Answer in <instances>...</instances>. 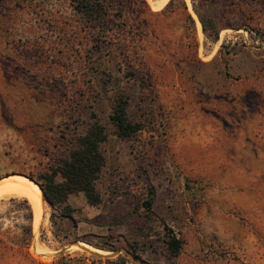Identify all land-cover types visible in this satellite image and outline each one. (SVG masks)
<instances>
[{
	"label": "rangeland",
	"instance_id": "1",
	"mask_svg": "<svg viewBox=\"0 0 264 264\" xmlns=\"http://www.w3.org/2000/svg\"><path fill=\"white\" fill-rule=\"evenodd\" d=\"M145 1L144 50L123 63L0 0V181L43 179L87 124L107 132L101 203L71 194L73 219L52 222L41 194L27 250L0 247V264H264V0ZM110 76L142 123L127 138L109 120L116 87L98 81ZM167 228L182 240L175 257Z\"/></svg>",
	"mask_w": 264,
	"mask_h": 264
},
{
	"label": "trees",
	"instance_id": "2",
	"mask_svg": "<svg viewBox=\"0 0 264 264\" xmlns=\"http://www.w3.org/2000/svg\"><path fill=\"white\" fill-rule=\"evenodd\" d=\"M6 4L30 11L41 19L50 22L67 24L65 33L80 38V44L90 54L106 52L111 58L118 57L121 62H128L133 48L138 53L143 51L149 31L146 26V13L149 9L145 0H4ZM57 7L52 10L44 8L45 2ZM174 0H169L165 8H169ZM181 4L186 9L185 2ZM203 32L213 39L218 38V29L208 23L193 7ZM187 18L194 25V19L188 13ZM135 40L136 44H130ZM95 62V61H94ZM143 68L144 61L138 62ZM99 77L101 87L105 88L110 82L116 87L112 100V110L109 120L116 129L119 137L127 138L142 129L140 121H133L127 113L129 95L121 85L119 79ZM105 127L98 121L86 125L81 133L75 135L72 147L60 158L55 167H50L45 177L38 178L27 174L41 187L43 199L51 206L50 219L59 217L72 220L73 209L66 200L71 194H83L90 205H99L101 195L97 191L95 181L105 164V157L101 144L106 140ZM58 178V179H57ZM44 180V181H43ZM27 197L11 196L0 199V247L11 255L23 254L32 238V219L34 208ZM152 202L148 200L149 209ZM5 221L9 223L5 224ZM5 225V226H4ZM165 246L171 256H177L182 240L167 228Z\"/></svg>",
	"mask_w": 264,
	"mask_h": 264
},
{
	"label": "bare ground",
	"instance_id": "3",
	"mask_svg": "<svg viewBox=\"0 0 264 264\" xmlns=\"http://www.w3.org/2000/svg\"><path fill=\"white\" fill-rule=\"evenodd\" d=\"M154 6H160L166 2V0H149ZM195 15V14H194ZM199 30H201L200 22L197 20ZM200 34L202 31H199ZM203 33V32H202ZM41 187L31 179L21 176H11L0 181V198L7 196H25L33 205L34 208V225L35 229L38 227L41 221V215L43 212V200L41 198Z\"/></svg>",
	"mask_w": 264,
	"mask_h": 264
},
{
	"label": "water",
	"instance_id": "4",
	"mask_svg": "<svg viewBox=\"0 0 264 264\" xmlns=\"http://www.w3.org/2000/svg\"><path fill=\"white\" fill-rule=\"evenodd\" d=\"M7 177V176H6ZM26 177H28V176H26ZM29 179H31V180H33L32 178H30V177H28Z\"/></svg>",
	"mask_w": 264,
	"mask_h": 264
}]
</instances>
